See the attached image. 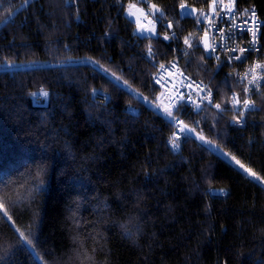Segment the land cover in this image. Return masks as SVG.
Here are the masks:
<instances>
[{
  "label": "trees",
  "instance_id": "trees-1",
  "mask_svg": "<svg viewBox=\"0 0 264 264\" xmlns=\"http://www.w3.org/2000/svg\"><path fill=\"white\" fill-rule=\"evenodd\" d=\"M148 1L164 13L157 37L135 32L134 0H0V68L14 65L0 69V264H264V183L197 138L264 178V82L244 93L243 65L216 70L199 39L185 44L201 26L179 7L204 14L212 0ZM236 6L264 21V0ZM147 56L174 60L225 108L176 104V150ZM234 93L251 101L243 117Z\"/></svg>",
  "mask_w": 264,
  "mask_h": 264
},
{
  "label": "built area",
  "instance_id": "built-area-1",
  "mask_svg": "<svg viewBox=\"0 0 264 264\" xmlns=\"http://www.w3.org/2000/svg\"><path fill=\"white\" fill-rule=\"evenodd\" d=\"M228 4V0H222V2L219 3L218 6L215 7V11H211L209 15H207L204 18V24L206 26V30L211 29V31L208 32L207 37H205L204 33L205 31L200 32L198 35L195 36V41L199 39V37H205L209 41L211 46H214L216 48V52H212L211 50V56L217 58L219 56V59L222 62H226L229 65L233 64H240L244 63L250 55H252V59L249 61L252 62L256 60L261 54H264V48L262 47V42L260 40L261 33L257 35V42L253 46L252 45V37L248 39H244L240 34L241 31H239V28H254V30H262L264 27V21L260 17L259 13L257 12L256 8H251L248 11H245L243 13H238L233 8V13L230 14L227 11V8L225 5ZM254 13V16L252 15ZM221 15V17L219 16ZM233 16L235 18H233ZM142 20V19H141ZM247 21V23H245ZM142 22L146 23L145 20H142ZM220 26L223 27L222 31L219 34H216V29L220 28ZM255 26V27H254ZM137 35L141 36V33H138ZM229 35H231V38H229ZM149 36L154 37L155 35H152V33H149ZM253 47L254 49H259V51L253 50L251 52H245L243 55L247 57V59L241 61H235L233 60L231 63H229V58L231 56H238L241 55L240 48H249ZM229 49H235V52L229 51ZM181 70L177 66L176 68H170V69H163L161 70V75L163 76L160 78V80L164 83V85L167 86V98L171 106H175L176 104L180 103V96L189 94L188 92L192 93L191 100H189V97L187 98L188 101L186 102V105L188 108H197V104L201 106L202 103H205L207 99H201L204 97V94H207V89L205 88V91L201 92L199 89L194 90L193 88L187 87V82L192 80L186 75H181ZM187 78V79H185ZM186 80V81H185ZM250 90H252L253 86H248ZM177 89V95L174 94L173 89ZM199 94V96H198ZM190 95V94H189ZM176 102V103H175ZM175 105H172L174 104ZM181 122V121H178ZM175 125H177L175 123ZM173 147V146H172ZM176 150V149H174Z\"/></svg>",
  "mask_w": 264,
  "mask_h": 264
},
{
  "label": "snow or ice",
  "instance_id": "snow-or-ice-1",
  "mask_svg": "<svg viewBox=\"0 0 264 264\" xmlns=\"http://www.w3.org/2000/svg\"><path fill=\"white\" fill-rule=\"evenodd\" d=\"M73 2H75V0H73ZM138 2L140 3H143L144 0H138ZM222 2V0H221ZM117 3L119 4L120 3V0H117ZM216 3H217V0H213V11H215V6H216ZM234 5H235V0H228V4L225 5V7L227 8V11L232 14L233 13V8H234ZM181 8L184 9L185 8V5H181ZM151 9H152V15L155 16L156 13H161V10L155 5V4H152L151 5ZM192 11H195V9H193ZM185 14H188L190 15V13H185ZM161 15H163V13H161ZM252 15L254 16V13H252ZM127 16L128 17H134L135 18V23H136V30L138 33H144V32H151L152 35H155V25H153V28L152 29H149L147 28L143 23H141V17L147 19L148 17L146 16L145 14V11L143 8L141 7H138L137 6V3H129L128 4V10H127ZM233 18H235L233 16ZM151 23V21H150ZM198 24H200V20L198 19L197 21ZM245 23H247V21H245ZM169 27H171V25H169ZM255 27V26H254ZM239 31L243 32V31H250L252 32V45L254 46L257 42V36H256V32L254 30V28H239L238 29ZM211 31V29H208L205 31L204 35L205 37H207L208 35V32ZM217 31H219V29H217ZM229 38H231V35H229ZM164 39H170V37L168 35H165ZM185 44L188 45L189 47H193L194 45L191 43L190 39L189 38H185ZM205 49L206 51L207 50H211L212 52H216V48L214 46H211L207 43H205ZM253 50H256V51H259V49H254L253 47H249L247 49L245 48H240V53L241 55H238V56H231L229 58V63H231L233 60L235 61H241L243 62V60L247 59V57H245L243 54L245 52H251ZM149 55L152 54V50H151V47H149ZM229 51L231 52H235V49H229ZM217 59L219 60V56H217ZM92 63H96L95 61H92ZM161 69H165V66L164 65H161L160 66ZM172 68H176L177 65L175 63H173L171 65ZM103 71L105 72V74H109V69L107 68H103ZM181 75H183V73H181ZM239 75V74H237ZM249 76H251V78H249ZM114 78L115 82H120L122 80V77L117 75L116 73H111V75L109 76V80L110 82L112 81V79ZM187 79V78H185ZM241 80H247V85L244 87V93H248L250 91V88L248 87L249 85L250 86H254L256 88H259L261 87V84H260V81L261 80H264V63H255L252 67H250V69L248 70V72H246L241 78ZM123 84L124 85H127V81H123ZM130 87V86H129ZM187 87L189 88H193L194 90L195 89H199V91L203 92L205 91V87L200 85V84H195L193 85L192 83H189L187 85ZM97 90H93V94L95 95ZM32 95H35V93H33ZM39 95L44 97V98H47L49 96V93L44 90L43 88H41L39 90ZM134 95L136 96H139L140 94L139 93H134ZM201 99H207L208 102L211 104L212 103V93H211V90H208L207 91V95L205 97H202ZM189 100H191V97L189 96ZM144 101L147 103L148 102V98L147 97H144ZM231 102L233 104V107H237L241 104H243V107L245 109H247L250 105V100L248 98H245L241 101L240 99V94L239 93H234L232 94L231 96ZM216 107V109L218 111H221L223 110L221 108V104H215L214 105ZM183 106L182 105H177L176 106V112H179L181 110ZM200 105L197 104V108H199ZM165 111V114L172 120H175L176 119V113H174L170 108H165L164 109ZM239 115L241 117H243L244 113L243 111L239 112ZM181 124L183 122H180ZM239 123V121H238ZM186 128V126H184ZM182 131L184 130L183 128L181 129ZM187 131L189 133L195 131L194 129H191V128H188ZM198 139H200L204 144H208V145H211L213 148H216L217 146L213 144V142L211 140H208L206 139L203 134H198L197 136ZM180 139L179 136H176L175 133H173V139L170 141L172 143V146H173V149H176L179 147V145L176 143V140ZM222 151V149H221ZM225 156H228L229 154L228 153H224ZM232 161H234V163L240 168L242 169L244 172H246L249 176H252L254 177L256 180L260 181L261 183H264V178H261L260 176H258L251 168L247 167L244 163L241 162V160L237 159L235 156H231L230 157ZM3 203L0 202V209H3ZM19 231V230H18ZM19 235H20V239L24 240L26 243H31V239H30V234L28 236L25 235V233L23 231H20L19 232Z\"/></svg>",
  "mask_w": 264,
  "mask_h": 264
},
{
  "label": "bare ground",
  "instance_id": "bare-ground-1",
  "mask_svg": "<svg viewBox=\"0 0 264 264\" xmlns=\"http://www.w3.org/2000/svg\"><path fill=\"white\" fill-rule=\"evenodd\" d=\"M221 2V0H217V3H216V6H218L219 5V3ZM215 6V7H216ZM234 7H235V9H236V11L238 12V13H243V12H245V11H239L238 10V8H237V6H236V0H235V5H234ZM253 8V7H252ZM212 9H213V0L210 2V4H209V6H208V9H207V11L203 14V17L201 18V23H200V26H201V28H200V32H202V31H205L206 30V26H205V24H204V18L207 16V15H209L210 13H211V11H212ZM251 9V8H250ZM250 9H248V10H250ZM248 10H246V11H248ZM179 12V11H178ZM197 12H198V10H197ZM196 15H197V13H196ZM220 17H221V15H219ZM196 17V16H195ZM163 19H164V17H163ZM141 23H143L144 25L146 24L147 26H148V23H144V22H142V20H141ZM217 29H219V31H217ZM216 29V34H219L221 31H222V29H223V27L222 26H220V28H217ZM261 29L260 30H256L255 32H256V36L257 35H259L260 33H261ZM241 35L244 39H248V38H250V37H252V32H250V31H243V32H240V33H238L237 35ZM195 41V37L192 39V42H194ZM207 44H209L210 45V43H209V41H208V43ZM202 48H203V50H204V53H205V56L208 58V59H210L211 61H212V63L215 65V67H216V70H219V69H221V68H224V67H226V68H228V67H238L239 65H243L241 68V70L238 68V69H236V71H235V73L236 74H239V75H237V77L240 79L246 72H248V70L250 69V67H252L255 63H257V62H259V63H264V58H261V59H256V60H254V61H252V62H250V63H240V64H233V65H229L228 63H226V62H222L220 59L218 60L217 58H215V57H212L211 56V51H210V49L209 50H207L206 51V49H205V47L204 46H202V45H200ZM262 55V54H261ZM264 56V55H263ZM150 62H151V64L155 67V75H154V80L156 81V83L163 89V90H167L168 88H167V86L166 85H164V83L160 80V78H162L163 76L161 75V65H165V68H167V69H170V68H172L171 67V65L173 64V63H175L174 62V60H170V61H168V62H166L165 64H163V63H160V62H158V61H156V60H153L152 58H150V57H146ZM176 64V63H175ZM249 78H251V76H249ZM186 81V80H185ZM189 83H192L193 85H195V84H200V85H202V86H204V87H207L208 85L205 83V84H202V83H199V82H197V81H194V80H190V81H188L186 84L188 85ZM196 91H197V89H195ZM173 91H174V94L175 95H177V94H179V93H177L176 91H177V89L176 88H174L173 89ZM189 94H185V95H181L180 96V102H183L184 103V105H186V102L188 101V97L190 96L191 97V95H193L192 93H190V92H188ZM177 96H179V95H177ZM240 99H241V96H240ZM242 101V100H241ZM205 104V105H204ZM203 104V106H200V108L201 107H205V106H209V107H211V108H213L214 110H216L217 112H220V113H222V112H224V110H221V111H218L217 109H216V107L214 106L215 104H214V97H213V94H212V103L210 104L209 102H208V100L205 102ZM250 104H251V101H250ZM229 107H230V110L232 111V112H238V111H244L245 110V108L243 107V104H241V105H239V106H237V107H233V104H232V102H231V99H230V103H229ZM199 108V109H200ZM175 120H178V121H181V122H183L180 118H176ZM174 120V121H175ZM174 121L172 122L173 123V127H174V129H173V132H172V134L171 135H173V133H175L176 131H178V132H180V133H182L183 131L181 130L184 126H183V123L181 124V123H177V125H175V123H174ZM177 121V122H178ZM170 135V136H171ZM169 136V137H170ZM172 138H173V136H172ZM170 143V145H171V147H172V144H171V142H169ZM173 148V147H172Z\"/></svg>",
  "mask_w": 264,
  "mask_h": 264
},
{
  "label": "rangeland",
  "instance_id": "rangeland-1",
  "mask_svg": "<svg viewBox=\"0 0 264 264\" xmlns=\"http://www.w3.org/2000/svg\"><path fill=\"white\" fill-rule=\"evenodd\" d=\"M129 3H136V2H128L127 4H126V13H127V10H128V4ZM23 5H24V3H23ZM137 6L138 7H141V8H143L144 9V11H145V14H146V16L148 17L147 19H145V18H143V17H141V19L142 20H145L146 21V23H148V26L145 24V26L147 27V28H149V29H152L153 28V25H155V36L154 37H157V25L159 24V20L157 19V18H155L154 16H152L151 14H150V12L148 11V9L145 7V6H142V5H140V4H137ZM23 6H22V3H21V5L17 8V9H15L14 10V12L15 11H17V10H19L20 8H22ZM203 17V13H199L198 12V14H197V18L200 20L201 18ZM131 19H133V21L135 22V18L134 17H131ZM150 21H151V23H150ZM161 21V20H160ZM179 21H182V20H179ZM137 27V26H136ZM135 32L138 34V32H137V30L135 29ZM144 33H146V32H144ZM144 33H141L142 35H144ZM176 34V33H175ZM194 38V37H193ZM193 38H191L190 39V41H191V43L192 44H194V42H192V39ZM205 43H208V40H207V38H205V37H199V40H198V42L196 43V45L198 44V45H202V46H204L205 47ZM264 54H262V55H260L259 57H258V59H261V58H264V56H263ZM148 57H150V56H148ZM151 58V57H150ZM257 59V60H258ZM244 63H250V61H249V58L244 62ZM13 66L14 65H12V64H8V65H5V66H3V67H1L0 69H14L13 68ZM16 66L17 67H21V68H25V67H27L28 66V64H26V63H24V62H20V63H18V64H16ZM31 66H33V65H31ZM44 66H47L46 65V63L45 62H37V63H35V67H44ZM165 66V65H164ZM264 82V80H261L260 81V84H262ZM206 89H207V91L208 90H210L208 87H205ZM253 88L254 89H256V87H254L253 86ZM205 96L207 95V94H204ZM198 96H199V94H198ZM204 96V97H205ZM161 98H160V100H159V104H158V106H155V107H157L159 110H160V112L162 113V115L166 118V119H168V120H172V119H170L166 114H165V111H164V109L165 108H170L171 110H173V107L174 106H171L170 105V103H169V101H168V98H167V92L165 91V90H162V92H161V96H160ZM205 100V99H204ZM176 103V102H175ZM175 103L174 104H172V105H175ZM230 103V102H229ZM203 104L204 103H202L201 104V106H203ZM205 105V104H204ZM221 108L225 111V108H224V106H221ZM178 120H175L174 121V123H180V122H177ZM175 134H176V136H179L180 137V135H181V133L180 132H178V131H176L175 132ZM173 136V135H172ZM207 146H211V145H208V144H206ZM212 150L213 151H215L216 153H218V155H220V156H222L226 161H228L229 163H231L232 165H234L238 170H240L241 172H243L245 175H247L249 178H251L252 180H256L254 177H252V176H249L246 172H244L242 169H240L235 163H234V161H232L231 160V158H230V156L228 155V156H225L224 155V151L222 150L221 151V148H219V147H216V148H212Z\"/></svg>",
  "mask_w": 264,
  "mask_h": 264
},
{
  "label": "water",
  "instance_id": "water-1",
  "mask_svg": "<svg viewBox=\"0 0 264 264\" xmlns=\"http://www.w3.org/2000/svg\"><path fill=\"white\" fill-rule=\"evenodd\" d=\"M137 4H140L142 6H145L148 11L151 13L152 15V9H151V5L153 3L149 2L148 0H144L143 3L138 2V0H134ZM157 6V5H156ZM158 7V6H157ZM161 10V13H163L162 9L160 7H158ZM193 9H195V11H192ZM161 13H156L154 17L158 18L159 20H163L164 17V13L163 15H161ZM185 13H190V15L185 14ZM197 13V9L191 6H187L185 5V8L182 9L181 6L179 7V20H185V19H194ZM153 16V15H152ZM169 25H171V27H169ZM166 28L168 29L169 33L171 34V36L173 38L176 37V34L173 32V27L171 23H166Z\"/></svg>",
  "mask_w": 264,
  "mask_h": 264
}]
</instances>
